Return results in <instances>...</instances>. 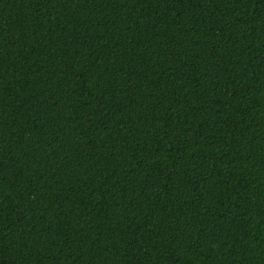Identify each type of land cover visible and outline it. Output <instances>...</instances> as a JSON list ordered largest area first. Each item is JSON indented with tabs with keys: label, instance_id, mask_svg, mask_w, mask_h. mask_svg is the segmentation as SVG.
I'll return each mask as SVG.
<instances>
[{
	"label": "trees",
	"instance_id": "obj_1",
	"mask_svg": "<svg viewBox=\"0 0 264 264\" xmlns=\"http://www.w3.org/2000/svg\"><path fill=\"white\" fill-rule=\"evenodd\" d=\"M0 264H264V0H0Z\"/></svg>",
	"mask_w": 264,
	"mask_h": 264
}]
</instances>
